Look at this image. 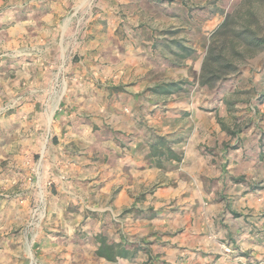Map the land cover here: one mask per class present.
<instances>
[{
  "label": "rangeland",
  "instance_id": "1",
  "mask_svg": "<svg viewBox=\"0 0 264 264\" xmlns=\"http://www.w3.org/2000/svg\"><path fill=\"white\" fill-rule=\"evenodd\" d=\"M136 19L140 26L135 36L130 24ZM246 30L262 39V44H248L241 36L249 35ZM151 40H159L158 47L151 49ZM171 40L194 49L191 56L176 55V51L184 52ZM163 43L171 45L172 50ZM208 50L219 61L213 60L216 63L211 68L210 82L200 83L199 73ZM85 55L88 62L77 66ZM127 57L145 59V80L177 82L179 89L175 92L144 97V111L149 115L158 110L160 117L167 114L168 124L172 128L179 124L185 132V138L175 147L183 152L184 143L194 138L193 151L200 155L167 164L172 178L180 179L182 188L179 182L172 184L178 185L181 192L164 197L166 193L161 191L166 190L161 182L153 183L125 208L133 212L113 209V218L118 220L108 219L102 224L110 240L144 247L135 258L122 260L121 264H181L176 255L183 252L179 238L185 222L179 227L172 224L175 229L162 228L159 222L144 221L145 214L135 204L154 207L160 203L157 207L165 212L161 216L167 222L166 211L175 213L197 194L196 188L205 191L210 179L232 175L236 170L231 168L242 165L235 160L237 155L227 154V145L233 149L236 137H247L252 144L259 131H264V102H258L264 95V0H0V264H101L91 250L93 231L101 227L97 218L86 223L84 210H71L69 218L62 217L65 225L64 221L56 223L58 211L50 212V203L60 202L58 193L51 189L49 174L56 165L49 159L55 151L51 145H57L51 134L59 113L58 101L66 99L69 80L76 73L72 67L81 70L92 61L96 70H91L93 76L88 79L98 74L100 84L90 82L99 90H107L118 74L117 66ZM115 99L99 95V103L89 107L94 113H88L102 114V108L105 113L112 112ZM154 123L159 125L150 122ZM194 126L196 131L191 133ZM158 127L150 128L151 132H162ZM95 130L87 132L86 139L98 134L112 138L110 132ZM198 142L212 150L196 147ZM255 163L242 165L254 182L263 168V163ZM183 166L187 171L180 173L178 168ZM227 195V201L239 197L235 190ZM148 197L152 204H143ZM257 201L264 202L262 198ZM95 206L101 209L104 204ZM76 212L81 213V221ZM156 232L160 234L154 235ZM64 233L71 240L61 237ZM212 238L211 234L205 237L207 241L197 238L195 247L201 243L216 255L209 254L196 264H231L226 263L232 261L228 256L231 246L221 239L216 240L217 244L210 243ZM66 241L72 242L70 255L51 252L57 244L66 245ZM261 247L259 257L242 255L235 261L264 264V244Z\"/></svg>",
  "mask_w": 264,
  "mask_h": 264
},
{
  "label": "crops",
  "instance_id": "2",
  "mask_svg": "<svg viewBox=\"0 0 264 264\" xmlns=\"http://www.w3.org/2000/svg\"><path fill=\"white\" fill-rule=\"evenodd\" d=\"M112 25L114 26L115 23L112 22ZM139 26L140 23L137 19L130 24L135 36ZM109 27L110 25H107L106 28ZM149 43L151 49L158 47V42L154 40L149 41ZM132 44L137 45V43ZM87 57V55L83 58L80 57L77 66H79V63L81 65L83 62H88L86 60ZM163 59L166 62L169 61V58L165 57ZM144 60L141 57H127L126 60H122L119 63L120 65L117 66L118 74L113 77V80H110L107 90H99L94 85V82H90L95 80L97 85H99L98 74L95 79H88L90 75L93 76L91 70H96L92 61L81 70L74 65L72 70L76 73L69 80L67 97L58 101L59 113L55 118V131L51 134L55 136L57 145H51L52 148H55V151L49 158L56 165H54V169H50L51 172L49 174H51L53 182L51 189L58 193L60 202L54 201L50 203L49 209L50 212L58 211L56 223L64 221L65 225L66 221L62 217L67 215L69 218V214H73L71 210L75 211L78 209L81 212L84 210L86 215L83 212V216L87 218L86 223L90 222L92 217L97 218L95 220L101 227L93 231L94 239L91 250L94 255L96 247L95 235L97 233L105 235L102 224H106L108 219L118 220L113 218L115 217L113 209L120 212L122 209L130 207L140 193L149 190L150 185L156 182H161L164 190H166L161 191L166 193L164 197L174 195L178 191L181 192L178 189V185L181 188L183 185H181L180 179L172 178L173 173L169 174L167 172L171 171L169 170L170 168H167V164L197 159L200 155L197 154L198 152L195 153L193 151L194 144H196L194 138L188 139V142L184 143L183 152L175 147V143L178 144L185 138V132L179 124H174L177 126L172 128L168 124V120H166L167 114H163L160 117L157 110L152 114L146 115L145 106L143 105L144 97H154L156 94L162 97L161 93H154L151 89L166 82L159 80L161 78L145 80L147 69L143 67ZM67 65L69 66L70 63H67ZM149 66L151 67L152 65ZM126 71H128L127 75L125 74ZM100 79L102 80L101 77ZM91 91L95 92V94H91ZM99 95L116 98L112 103L114 110L112 112L106 111L105 113V109L102 108L100 109L102 114L98 115V111H96L97 115L93 116L91 114L94 111L89 109V107L97 103ZM100 102H104V99H101ZM101 104L105 105L104 103ZM252 109L256 112L255 107H252ZM89 111H92V113L90 112L91 114H89ZM148 111H151V109H148ZM144 112L146 116H144ZM179 119L182 118H177L176 120ZM150 122H157L162 125L158 127L159 125L155 123V125H152ZM63 126L65 127L62 129ZM156 126L162 132L157 133L154 131L155 134L165 136L167 140L171 141L172 149L182 156L180 161L164 162L163 167L166 166L165 168L156 166L154 158L150 155L149 145L152 141L150 136L151 133H154L151 132L150 128L156 129ZM58 129L59 131H57ZM92 129H96L95 132L104 134L107 132L112 133V140L109 136L102 138L99 134L97 135L99 137L95 136L92 139H86V133ZM195 131L196 127L194 126L191 129V133ZM244 138L236 137L233 149L227 145L226 148L230 149L227 150V154L229 156L232 154L237 155L238 158L235 160L240 161L242 165L244 163L256 165L255 161L257 164L263 163L262 171H260L261 175L255 182L249 179L251 177L246 175L242 165H235L230 170H236L234 174L232 173V175L230 174L227 177L224 176L221 179H210L211 182L205 188V191H199L196 188L197 194H194L190 201L184 203L185 206L181 205L178 207L175 210L176 212L174 211L175 213H170L169 210L166 211L167 222L161 216L165 212L161 211L160 206L157 207L160 203H156L154 207L135 204L139 207V211L145 214L144 218L146 220L144 221H153L155 224L159 222L162 228L175 229L174 227L180 226L179 223L185 222V224L181 225V237L179 238L182 241L183 252L176 255L181 264H196L199 259L207 258L209 254L216 255L212 248L201 247V243L199 247H195L198 242L197 238L200 236V240L202 238L205 239L208 234L213 237L212 240H208L210 243L217 244L216 240L221 239L231 246L232 251L228 256H230V259L232 258V261L226 263L239 264L235 260H240L242 255L246 257L260 256L262 251L261 244H264V202L257 200L262 198L264 201V159L256 160L255 157L250 159V139ZM237 143L239 145L235 147ZM198 146L205 148L207 151L212 150L210 147H205L202 142H198L196 147ZM257 149L259 150V147ZM239 150L241 151L239 152ZM178 170L180 173L187 171L184 166L178 168ZM189 170L191 171V169ZM172 183H177L178 185L175 186ZM171 185H174L176 189H172L173 186ZM231 190L239 193L238 200H226L228 198L227 194ZM258 196L259 198L256 200ZM148 199L149 197L143 204H152ZM95 201H97L96 203L102 202L104 206L98 209L95 206ZM76 215L77 219L81 221V213ZM124 216L126 215L124 214ZM172 224H174V227L171 226ZM158 234L160 233H154V235ZM164 234H168V232ZM62 235L61 237L66 240H71L72 238L65 233ZM47 238L51 241L54 240L53 236H48ZM205 241L207 240L205 239ZM70 242L66 241V245H59L57 242L51 252L54 255H70L72 251V242ZM192 243L194 245L191 246ZM98 259L101 264H121L122 260L128 261V259H118L117 262H108L102 257H98Z\"/></svg>",
  "mask_w": 264,
  "mask_h": 264
},
{
  "label": "trees",
  "instance_id": "3",
  "mask_svg": "<svg viewBox=\"0 0 264 264\" xmlns=\"http://www.w3.org/2000/svg\"><path fill=\"white\" fill-rule=\"evenodd\" d=\"M246 32L249 35H244L243 33L241 36L245 38L248 44H254V45L262 44V39L252 35V33L248 30H246ZM247 36L250 39H247ZM156 42H159V40H157ZM171 43L179 47L184 52V54H182L179 53L178 51L176 52L174 51L176 55L182 56L183 58L191 56V54L194 51V49H192L191 47H187L186 45H183L178 40H171ZM162 45L163 47L172 50L171 45H168L166 43H163ZM211 53H213V51L208 50V52L204 57V60L202 61V66L199 73L200 83L210 82L212 78V75H210V73L212 72L211 68L216 63L213 60L216 59L217 61H219L218 57H214L213 54ZM227 64L230 65V63ZM178 89L179 87L177 82L171 81V82L161 83L153 87L151 90L154 93L167 94V93L175 92ZM258 102L260 103L264 102V95H261L259 97ZM150 139L152 140L149 145L150 155L154 158V163L156 166L163 167L164 162L172 161V160L174 161L181 160L182 156L180 155V153L172 149L170 143L171 141L167 140L165 136L151 133ZM238 145L239 144L237 143L235 147H237ZM257 147H259V150L257 149ZM249 157L250 159L255 157L256 160L264 159V131H261L260 135L255 139V142L251 144ZM124 211L131 212L132 209H125ZM95 240H96V247L94 250L95 255L98 257H102L109 262H114L117 261L118 259L132 260L137 256L138 251L144 250V247H141L138 243L115 242L110 240L103 233H97L95 235Z\"/></svg>",
  "mask_w": 264,
  "mask_h": 264
}]
</instances>
